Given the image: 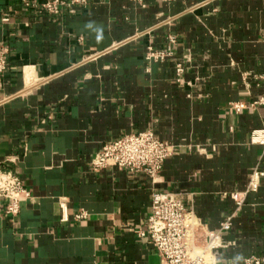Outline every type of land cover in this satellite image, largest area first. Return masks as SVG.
<instances>
[{"label":"crops","instance_id":"obj_1","mask_svg":"<svg viewBox=\"0 0 264 264\" xmlns=\"http://www.w3.org/2000/svg\"><path fill=\"white\" fill-rule=\"evenodd\" d=\"M87 1L50 15L0 0V170L32 192L15 221L0 202V264H161L137 233L155 191L207 230L232 217L218 264L264 258V177L240 210L231 198L264 171V0ZM148 130L175 148L157 182L93 169L106 143Z\"/></svg>","mask_w":264,"mask_h":264},{"label":"built area","instance_id":"obj_2","mask_svg":"<svg viewBox=\"0 0 264 264\" xmlns=\"http://www.w3.org/2000/svg\"><path fill=\"white\" fill-rule=\"evenodd\" d=\"M27 7H33L50 15L61 14L66 8L77 5L87 6V0H22ZM9 21V15L3 22ZM170 45H177L175 35L168 36ZM171 55L167 50H156L149 47L148 61L163 62ZM6 69V60L0 58V72ZM183 67H177L182 75ZM232 109L241 112L247 108L244 103H233ZM254 143L264 145V133L253 134ZM175 148L158 139L151 130L126 134L121 138L106 143L92 161L95 171L109 166H116L133 173H143L157 182L165 162L174 155ZM264 171L259 167L253 171L246 191L231 194L237 209L246 203L249 194L259 191ZM32 199L31 190L22 179L12 171L0 170V202L4 214L15 221L21 212L22 205ZM85 213L78 215L85 218ZM232 227L229 217L219 231L204 228L203 223L179 194L174 192L155 191L152 194V213L147 228L138 230V236L146 238L154 247L161 264H218L216 251L225 247L222 236ZM245 264H264V258L251 256Z\"/></svg>","mask_w":264,"mask_h":264}]
</instances>
